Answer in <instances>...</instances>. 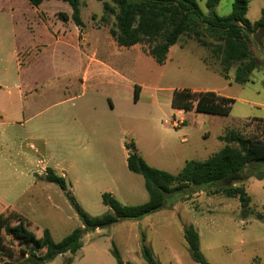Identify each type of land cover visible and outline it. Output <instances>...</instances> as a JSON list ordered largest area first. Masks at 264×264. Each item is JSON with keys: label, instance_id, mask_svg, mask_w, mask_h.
I'll return each instance as SVG.
<instances>
[{"label": "rangeland", "instance_id": "374dc122", "mask_svg": "<svg viewBox=\"0 0 264 264\" xmlns=\"http://www.w3.org/2000/svg\"><path fill=\"white\" fill-rule=\"evenodd\" d=\"M233 1L220 0L215 14L228 16ZM197 2L207 13L206 0ZM103 3L114 7L112 0H79L81 36L74 46L67 40L75 25L60 17L70 18L67 3L44 0L46 18L38 25L25 0H0V214L9 207L14 211L7 213L14 216L10 225L21 216L28 231L40 237L47 230L54 242L81 227L68 190L92 217L107 212L101 195L110 194L109 175L118 180L120 188L113 193L121 204L148 199L143 178L127 169L128 143L149 166L171 174L187 161L217 153L228 131L257 142L252 148L264 155V27L249 38L257 69L239 85L233 81L236 65L227 80L221 77V56L212 53L210 39H205L210 46L202 47L191 36H181L162 66L141 45L118 47L108 32L115 28L114 17L101 20ZM262 9L264 0H247L246 19L254 24ZM53 22L63 26L67 42H56ZM90 58L107 67L89 63ZM85 70L89 75L83 81ZM134 86L139 87L136 102ZM181 89L219 92L234 103L227 116L179 112L171 100ZM47 168L66 174L67 191L44 180ZM235 186H244L251 198L247 219L239 217L237 198L217 192L223 185L190 189L168 195L163 208L141 219L85 234L74 255L47 264H144L141 245L160 264H197L183 238V229L192 223L209 264H264V219L255 218L264 207V178ZM1 238L0 264L18 260L24 245L4 232Z\"/></svg>", "mask_w": 264, "mask_h": 264}, {"label": "trees", "instance_id": "16d2710c", "mask_svg": "<svg viewBox=\"0 0 264 264\" xmlns=\"http://www.w3.org/2000/svg\"><path fill=\"white\" fill-rule=\"evenodd\" d=\"M30 6L38 7L44 0H25ZM67 3L71 8L68 18L61 14L63 21L71 19L76 27L82 25L79 13V0H58ZM220 0H206L204 13L197 0H112L114 5L103 3V16L115 19V28L109 29V35L121 48L141 45L144 52L159 66L164 65L169 49L184 35L191 36L202 47H207L205 39L212 40V53L221 56V77L228 79L229 70L236 65L233 81L244 85L250 81V74L257 69V63L249 48V38L264 27V9L261 17L251 24L245 17L247 0H234L228 16L220 17L214 9ZM139 87L134 86L133 99L138 100ZM234 100L223 97L213 91H192L189 89L175 90L171 105L174 109L187 112L227 116ZM223 147L214 155L203 161L190 160L185 163L177 174L149 166L138 154L133 143L126 144L128 152L127 169L140 175L148 200L138 205H123L111 194L103 193L101 203L108 209L101 216L92 217L82 210L68 191L67 198L76 213L81 227L75 228L60 241L54 242L47 230L40 237L28 231L19 216L15 225H10L13 214H0V252L5 250L2 233L22 243L25 250L18 260L5 264H47L58 256L66 253L74 255L82 246V237L90 232L101 230L123 220H138L163 208L166 197L174 193L185 194L190 189L223 185L217 192L227 198H237L240 205V218L247 219L250 215V196L243 186H235L247 178L262 180L264 178V155L255 151L251 142L243 136H236L232 131L220 137ZM236 144V147L232 146ZM264 145V142L262 143ZM249 173L243 176V172ZM44 180L67 191L63 177L46 169ZM229 182V185L225 183ZM187 197V196H186ZM256 220L264 219L262 213L255 216ZM183 238L191 259L197 264H209L200 253L199 234L188 225L183 229ZM40 250L43 253H38ZM116 258L118 255L113 253ZM140 255L144 264H160L151 250L145 245L140 246ZM11 257V256H10ZM70 264V263H68Z\"/></svg>", "mask_w": 264, "mask_h": 264}, {"label": "crops", "instance_id": "0c3cea01", "mask_svg": "<svg viewBox=\"0 0 264 264\" xmlns=\"http://www.w3.org/2000/svg\"><path fill=\"white\" fill-rule=\"evenodd\" d=\"M28 4V3H27ZM29 5V4H28ZM32 7V6H31ZM41 8H42V4L41 5H39L38 7H33V20L35 21V22H37V24L39 25L45 18H46V16H43L42 14H41ZM31 10H32V8H30ZM41 17L43 18V19H41ZM52 26L53 27H56V31H57V34H59L58 35V38L56 39V42L57 43H59V44H61V43H63V42H67V44L68 43H72L74 46L76 45V41H77V39H78V37L79 36H81V33H80V30L78 29V27H76L75 26V28H74V30L72 31H70V32H68V40L67 41H65L66 40V36H65V34H63L62 32H60V29H63V26H56V24H55V22H53L52 23ZM63 31V30H62ZM72 36V37H71ZM76 48V47H75ZM75 50V49H74ZM89 63H95L96 65H98V66H102V67H107L104 63H102V62H100V61H98V60H96V59H94V58H90V60H89ZM88 75H89V71L88 70H85L84 72H83V78H84V80L83 81H86L87 79H88ZM192 91H200V90H192ZM201 91H207V90H201ZM209 91V90H208ZM214 92V91H213ZM216 94H218V95H220V96H223V97H227V96H225V95H222V94H220L219 92H215ZM177 110V109H176ZM177 111H179L180 112V110H177ZM125 152H126V149H125ZM126 159H127V153H126ZM142 159H143V157H142ZM144 160V159H143ZM183 168V167H182ZM70 169L71 168H68V174H69V171H70ZM53 170V169H52ZM54 171V170H53ZM129 171V170H128ZM130 172V171H129ZM167 172V171H166ZM55 174H57V175H59V176H61V177H63L64 178V180H65V182H66V174L65 173H63V174H60V173H58V172H54ZM137 175V174H136ZM39 177L41 176V175H38ZM109 182H110V189H109V192H110V194L115 198V196H114V193H113V191L114 190H119V188H120V186L118 185V180H116L115 179V177L114 176H112V175H109ZM68 184H69V186L71 187V188H73V186H72V183L69 181V175H68ZM66 185H67V183H66ZM68 187V186H67ZM244 187V186H243ZM69 191V190H68ZM246 191V190H245ZM198 193H196L195 195H197ZM116 199V198H115ZM117 200V199H116ZM148 200V199H147ZM146 200V201H147ZM118 201V200H117ZM146 201H144V202H142V203H145ZM131 206V205H130ZM107 211H108V209H107ZM8 212H14V211H11V210H9V207L8 208H6L1 214H4V215H6ZM21 217V216H20ZM259 221V220H258ZM189 225H192L193 226V223L192 224H189ZM194 227V226H193ZM195 228V227H194ZM196 229V228H195ZM197 230V229H196ZM96 232H98V231H96ZM198 232V231H197ZM155 257V256H154ZM158 260V259H157Z\"/></svg>", "mask_w": 264, "mask_h": 264}]
</instances>
